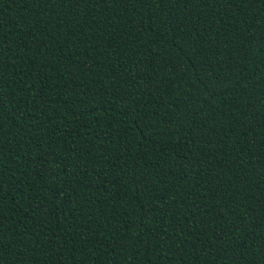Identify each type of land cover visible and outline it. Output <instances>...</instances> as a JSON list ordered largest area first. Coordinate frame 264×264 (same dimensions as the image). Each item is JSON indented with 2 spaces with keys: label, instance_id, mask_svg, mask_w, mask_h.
Returning <instances> with one entry per match:
<instances>
[{
  "label": "trees",
  "instance_id": "16d2710c",
  "mask_svg": "<svg viewBox=\"0 0 264 264\" xmlns=\"http://www.w3.org/2000/svg\"><path fill=\"white\" fill-rule=\"evenodd\" d=\"M0 264H264V0H0Z\"/></svg>",
  "mask_w": 264,
  "mask_h": 264
}]
</instances>
